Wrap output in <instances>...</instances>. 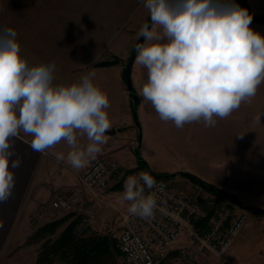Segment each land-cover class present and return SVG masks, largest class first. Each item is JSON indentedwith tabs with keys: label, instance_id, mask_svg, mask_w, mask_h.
Listing matches in <instances>:
<instances>
[{
	"label": "clouds",
	"instance_id": "9594fccd",
	"mask_svg": "<svg viewBox=\"0 0 264 264\" xmlns=\"http://www.w3.org/2000/svg\"><path fill=\"white\" fill-rule=\"evenodd\" d=\"M151 23L141 26L135 64L147 69L139 95L161 121L176 128L203 122L215 127L242 103H251L264 83V36L249 25L252 16L231 0H143ZM17 32L0 27V203L15 186L10 138L31 136L33 151L53 152L57 162L80 170L102 152L112 124L108 95L90 70L78 81L54 83L55 62L30 64L21 54ZM258 113L254 123L261 122ZM79 138H86L81 145ZM154 177L129 176L121 201L132 216L152 218L158 208Z\"/></svg>",
	"mask_w": 264,
	"mask_h": 264
},
{
	"label": "crops",
	"instance_id": "0c3cea01",
	"mask_svg": "<svg viewBox=\"0 0 264 264\" xmlns=\"http://www.w3.org/2000/svg\"><path fill=\"white\" fill-rule=\"evenodd\" d=\"M24 8L22 0H0V27L16 30L21 54L30 64L55 62L56 84L78 81L90 68L96 74L94 82L99 85L102 81V68L106 66H97L95 63L112 60V57L104 55V51L113 44L127 20L141 13L144 21L145 15H148L147 9L143 7V0H49L45 6L40 5L37 0ZM118 59L120 69L117 72V87L119 85L118 89L124 99L119 103L120 110L117 102H114L115 105L111 103V108L109 107L112 127L106 132L107 142L102 145V152L97 156L118 163V172L113 174L110 181L116 182L114 185L121 181L123 186L125 177L118 180L116 175L125 174L126 170L137 167V163L134 165L133 151L135 148L140 150L141 147L138 145L136 126L131 116L130 93L120 83L123 76L122 57ZM112 129L115 130L113 134L109 133ZM30 141L31 136H25L22 132L19 136L10 138V151L14 152L11 159L20 158L21 164L12 169L15 186L10 198L0 203V264H36V249L40 244H25L26 239L38 227L57 218L55 214L49 213L56 211L51 208L54 195L72 188L86 168L75 170L64 162L56 161L53 152H64L66 155L68 151L63 142L54 149L41 153L32 150ZM79 143L86 144V138H79ZM144 146L147 151L152 148L147 141ZM130 163L132 164L128 166ZM141 172L139 170L136 173ZM224 198L229 200V205H236L232 195ZM237 201L241 209L251 213H248L246 224L233 239L227 257L231 264H264V214L242 208L264 210V203L247 205L239 199ZM122 206L125 213L128 203L124 202ZM103 215L107 216L106 213ZM117 218L112 212L108 220L115 224ZM121 225L122 222L117 226ZM181 246L179 243L175 245L166 259L181 252L186 255L188 248ZM211 261L217 264L216 257H212Z\"/></svg>",
	"mask_w": 264,
	"mask_h": 264
},
{
	"label": "rangeland",
	"instance_id": "374dc122",
	"mask_svg": "<svg viewBox=\"0 0 264 264\" xmlns=\"http://www.w3.org/2000/svg\"><path fill=\"white\" fill-rule=\"evenodd\" d=\"M22 1L25 6L24 9H26L32 2L37 0ZM39 1L42 6L49 2V0ZM231 2L247 9L254 16L264 17V0H246L245 4H242L240 0H231ZM149 19V13L145 15L144 21L141 13H138L131 20H127L120 28V34L115 38L113 44L107 46L104 51V55L112 57V59L122 57V72L133 52L141 26L147 23ZM249 27L264 36V22L252 21ZM127 37L128 39H126ZM115 55H120V57ZM118 64L119 61L103 67L100 75L102 81L99 82V86L107 93L110 108L111 103L115 105L114 102H117L119 105L124 99L118 89L119 85L117 87V72L120 69ZM89 71L90 68L86 70V73ZM131 78L134 92L139 95L143 83L147 81V69L136 65L135 60L132 66ZM120 83L126 86L123 76ZM139 97L140 104L137 109L138 126L135 120L133 121L136 126L137 140L140 139L141 148L140 150L137 149L139 155L136 154V148L133 151L134 165L136 163L138 165V158H141L146 161L148 168L153 173L162 174L167 171L169 173L177 171L174 177L165 178L168 185L182 192L187 197L198 199L209 206L213 205L219 208L222 204L229 201L222 197H227V195H215L191 178L181 175V173L193 174L202 183L210 184L212 185L211 187L229 193L234 197L235 201V198H237L247 205H263L264 117H262L259 124L254 123V118L258 113H264V83L258 88L257 94L251 103H242L241 107L228 118L217 119L215 127H205L201 121L185 124L182 129H178L171 121H161L151 103L145 101L142 96L139 95ZM108 111L109 108L107 109ZM131 116L133 115L131 114ZM146 141L152 146L151 150L147 151L144 146ZM117 175L116 179L118 180L124 178V173H117ZM114 183L116 182L110 181L104 188L83 189L79 203L67 210L50 211L49 213L50 215L55 214L57 217L69 212L75 213L82 218L81 229H91L95 232L107 234L111 238L116 239L117 243L121 228V226L117 225L123 221L124 208L122 205L124 202L121 201L123 186L118 190L112 191ZM112 212L118 216L115 224L108 220ZM103 213H106L107 216H104ZM245 213L249 215L248 213L251 212L247 211ZM34 243L36 242L29 241V238L25 242V244L29 245ZM183 244L184 242L182 241L179 246ZM228 249L225 252L226 257ZM181 253H178L177 256L172 255L163 264L215 263L211 261L213 256L199 257L196 261L190 259L187 254ZM120 260L121 257H118L115 263L111 262L109 264H118ZM229 262L231 264V261ZM55 264L63 263L57 262Z\"/></svg>",
	"mask_w": 264,
	"mask_h": 264
},
{
	"label": "built area",
	"instance_id": "2783aa9c",
	"mask_svg": "<svg viewBox=\"0 0 264 264\" xmlns=\"http://www.w3.org/2000/svg\"><path fill=\"white\" fill-rule=\"evenodd\" d=\"M118 168L116 161L97 156L72 188L54 195L51 208L56 211L71 208L79 203L83 189L106 187ZM137 174L127 175L124 182ZM155 182L157 187L145 189L146 194L153 192L157 200L158 208L152 218L123 213L116 243L121 254L118 264H162L182 241L192 260L213 256L217 264H230L225 252L246 222L245 211L227 202L219 208L209 206L169 186L165 179H155ZM205 220V224L200 223Z\"/></svg>",
	"mask_w": 264,
	"mask_h": 264
},
{
	"label": "trees",
	"instance_id": "16d2710c",
	"mask_svg": "<svg viewBox=\"0 0 264 264\" xmlns=\"http://www.w3.org/2000/svg\"><path fill=\"white\" fill-rule=\"evenodd\" d=\"M242 4L246 0H240ZM264 22V21H262ZM119 61L117 58L109 61L96 62L97 66H107L115 64ZM125 79V68L123 70ZM136 154L139 155L138 150ZM141 170L148 174L153 172L148 168L145 160L138 158V165L135 168L125 171L124 177L130 173ZM155 174L154 179L168 178V173ZM183 175V173H181ZM152 176V175H151ZM205 189L215 195H229L222 191L217 192L212 185L202 183L198 177L193 174L185 175ZM153 177V176H152ZM122 187V182L115 184L113 190H118ZM226 197V196H222ZM220 197V198H222ZM236 203H238L236 199ZM239 204V203H238ZM250 211L264 214V210L254 207H243ZM82 218L75 213H66L60 217L52 219L40 227H38L29 237V241L40 243L36 256V264H55L57 262L63 264H109L115 263L120 255V250L117 247L116 239L111 238L107 234L95 232L91 229H81ZM200 223L205 224L206 220ZM63 227V228H61ZM164 262V261H163ZM162 262V264H163Z\"/></svg>",
	"mask_w": 264,
	"mask_h": 264
},
{
	"label": "water",
	"instance_id": "95a60500",
	"mask_svg": "<svg viewBox=\"0 0 264 264\" xmlns=\"http://www.w3.org/2000/svg\"><path fill=\"white\" fill-rule=\"evenodd\" d=\"M249 14H250V12H249ZM250 15L252 16V21L253 22L264 21V17H257V16H254L252 14H250ZM147 23L150 24L151 20L149 19V21ZM142 40H143L142 37H141V39H137L136 44L143 42ZM135 56H136V50H135V47H134L133 52H132L131 56L129 57V59L127 60V63H126V66H125V81H126V87H127L128 91L131 93L130 100H131V104H132V115H133V118H134V120H135V122L137 123V126H138L137 109H138V106L140 104V97H139V95L137 93L133 92L134 87H133L132 78H131V71H132V66H133L134 60H135ZM114 132H115L114 129L109 131V133H111V134H113ZM139 140L140 139H138V145L140 146ZM151 175L153 177H155V174L152 173ZM175 175H176L175 173H171V174H169L168 178L169 177H174ZM185 175H187V173H183V176H185ZM215 190L217 192H222V190L217 189V188Z\"/></svg>",
	"mask_w": 264,
	"mask_h": 264
}]
</instances>
